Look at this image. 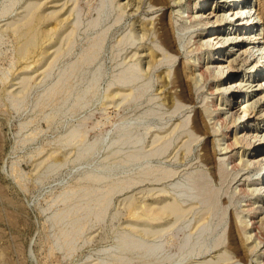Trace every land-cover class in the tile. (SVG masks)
I'll use <instances>...</instances> for the list:
<instances>
[{"label": "rangeland", "instance_id": "374dc122", "mask_svg": "<svg viewBox=\"0 0 264 264\" xmlns=\"http://www.w3.org/2000/svg\"><path fill=\"white\" fill-rule=\"evenodd\" d=\"M126 1L0 0V264H258L264 241H246L241 224L264 193L238 188L257 187L262 173L231 169L221 136L194 129L196 112L210 126L207 102L224 107L226 95L210 90L213 79L189 81L188 102L171 86L176 67L188 79L183 63L208 55L187 48L196 34L215 37L212 23L198 30L174 6L142 0L131 10ZM223 3L196 6L213 21ZM247 3H257L261 21L231 34L246 37L236 49L252 36L264 42V0ZM161 28L180 56L165 54ZM150 48L159 54L148 68ZM256 79L232 100L257 93L246 124L259 128L264 77ZM234 103L227 107L241 111Z\"/></svg>", "mask_w": 264, "mask_h": 264}, {"label": "bare ground", "instance_id": "6f19581e", "mask_svg": "<svg viewBox=\"0 0 264 264\" xmlns=\"http://www.w3.org/2000/svg\"><path fill=\"white\" fill-rule=\"evenodd\" d=\"M141 1L142 0H127L125 5L127 7L129 6L132 10L136 3H138L135 6L137 9ZM196 1L197 0H151V3L154 5L165 4L170 8L173 6L178 8L179 11L181 10L182 12L181 17L185 20H188L190 24H201V27L198 30L204 31L207 29V25L212 23V28L217 34L215 37L211 36L209 39H204V32L192 36L193 43L188 46L187 53L193 54L194 51L198 52L206 47L208 50V55L202 58L197 54L194 57H189L187 61L183 63V71L185 72L187 68H189L191 71L190 74L188 73L189 80H184L180 73V68L176 67L173 79L171 81V86L175 88L180 86L181 91L176 93V96L178 99L188 102L192 100L191 90L188 88L186 89V87H188L187 85L189 81L192 80L196 84L201 83V85H203L204 83L213 79V81L216 82V88L214 87L215 89L211 88L210 90L225 94L226 103L224 107L220 108L219 105L214 101V98L208 101L205 107V113L208 115L211 125L209 126L203 118L202 123H200V112L198 111L194 117V129L203 133H208V131L212 129L214 133H216L218 136H221L216 142V145L219 148L221 154L224 156L223 161L226 165H229L231 169H236L242 165L245 167V169L253 168L252 171L259 170L261 171L260 173L263 174L264 168L261 169L263 166L258 165V161H263L264 163V154L259 159H256V153L258 151H262L264 148V125L259 128H254L255 121H253L251 124L252 126H248V124H246V122L250 119V117L246 114L247 109L254 108L256 103L255 101L250 100L251 98L255 97L257 93L255 92L251 95V93H253L252 91L254 90H251L250 92L246 90L245 94L241 95V97L236 98L235 101L232 100L233 96L236 95V90H241L244 88L247 83L246 81L251 80L252 77L255 78V81H257L256 77H261V79L264 77V62H260L261 59H264V42L259 40L260 37L254 38L252 36V38L249 39V43L253 45H248L247 47L240 49L236 48L240 46L239 42L245 40L246 37H244L242 34L236 35L234 38L231 37V34H234V32L236 33L237 31L255 30L256 26L261 21L260 18L258 21L255 19L260 15V12L257 8V3H254L252 7H248V0H234L235 2L232 5L227 2L228 0H223V6H220L218 10L212 11L209 14L214 18L213 21H210V19L204 16L201 8L196 6ZM204 1L205 0H201V3ZM238 1L239 3H237ZM229 7L230 9L228 14L224 8L228 9ZM139 26L143 32H146V24L142 23ZM156 33L157 39L164 49L167 50L165 53L166 55H168L170 52L180 56L179 50L174 47L171 41L172 39L170 40L169 33L166 32V30L164 31L162 29L159 31L157 29ZM212 40L216 41L215 44L211 42ZM236 51L241 52V56H249L248 59L242 63L243 60H240L238 57L234 58L233 56L236 55ZM158 54L159 53L157 51L151 48L146 54H143L142 57L147 59L146 65H148V68L152 66L151 64L156 60ZM257 56H260V61L252 66L247 64L251 59L253 61L257 60ZM244 69L245 73L243 74V78H238L237 73L242 70L244 71ZM227 72H231L228 77H226ZM231 79L235 80L229 82ZM262 82H264V79L259 83L262 84ZM218 83L220 85H218ZM263 87L264 86H261L255 91L264 90ZM229 100L231 102H235L234 105L241 107V111H231L232 106L231 108L227 107ZM239 111L242 113V115H240ZM257 119L264 120V114L256 118V120ZM232 126L236 130L233 131V133H231ZM248 129H251L252 134H248ZM252 139H255L258 142L256 146L253 144ZM242 142L246 143L245 150L242 149V147H244L241 145ZM241 150L244 151V155L242 154ZM214 151L216 152L215 149ZM205 158L207 160L211 159L208 152L206 153ZM262 174L258 178L257 187L248 188V186H250L252 183H243L239 186L238 190L243 193H264V184H259L264 178ZM251 206L252 204H249L248 207ZM258 212L259 215L264 212V200L261 201V199H259L254 209H247V216L241 224L242 231L248 234L245 236L246 241L251 240V242H254L255 246L262 244L264 241V232L262 231L263 229L261 230V228L264 227V216L259 217L257 214ZM231 236L232 240H234L233 232ZM234 248L239 250V246L237 244H235ZM258 264H264V253L261 256L260 261H258Z\"/></svg>", "mask_w": 264, "mask_h": 264}]
</instances>
